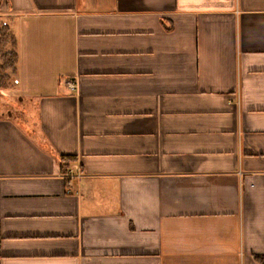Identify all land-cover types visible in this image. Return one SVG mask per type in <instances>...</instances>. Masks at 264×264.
I'll return each mask as SVG.
<instances>
[{"label": "crops", "instance_id": "crops-1", "mask_svg": "<svg viewBox=\"0 0 264 264\" xmlns=\"http://www.w3.org/2000/svg\"><path fill=\"white\" fill-rule=\"evenodd\" d=\"M0 264H264V0H0Z\"/></svg>", "mask_w": 264, "mask_h": 264}, {"label": "trees", "instance_id": "trees-1", "mask_svg": "<svg viewBox=\"0 0 264 264\" xmlns=\"http://www.w3.org/2000/svg\"><path fill=\"white\" fill-rule=\"evenodd\" d=\"M8 45H11L12 48H8ZM16 47L17 40L11 29L6 24L0 26V88L12 85L9 71L17 73L19 56ZM258 258L263 259L264 256L258 255Z\"/></svg>", "mask_w": 264, "mask_h": 264}, {"label": "rangeland", "instance_id": "rangeland-1", "mask_svg": "<svg viewBox=\"0 0 264 264\" xmlns=\"http://www.w3.org/2000/svg\"><path fill=\"white\" fill-rule=\"evenodd\" d=\"M5 24L7 25L6 22H4L3 20H0V26H4ZM8 48H12L11 45H8ZM9 72H10V76H11L12 84H13L15 82V80L17 79L16 76H15L16 73H12V71H9ZM1 89H3V88H0V91H1Z\"/></svg>", "mask_w": 264, "mask_h": 264}]
</instances>
